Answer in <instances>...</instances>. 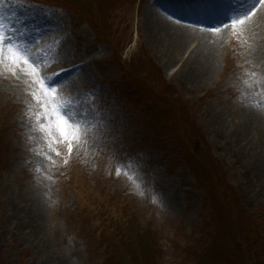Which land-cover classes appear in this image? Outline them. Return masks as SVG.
<instances>
[{
  "label": "rangeland",
  "instance_id": "1",
  "mask_svg": "<svg viewBox=\"0 0 264 264\" xmlns=\"http://www.w3.org/2000/svg\"><path fill=\"white\" fill-rule=\"evenodd\" d=\"M184 1L105 0L92 18L104 22L109 41L70 8L43 1L0 0L4 32L30 48L29 59L39 77L46 86L55 87L57 99L72 100L73 106L81 107L75 112L89 128L87 142L74 145L71 155L63 144L50 149L49 138L40 130L46 123L45 112L31 95H41L40 86L27 75L26 66L22 72L7 60L0 64V138L5 146L0 163V254L4 264H104L106 260L117 264V258L126 264L193 262L177 249L184 240L196 244L204 240V219L210 220L211 213L204 212L198 185L183 168L176 146L164 139H149L146 119L126 103L135 94L125 83L126 73L131 77L135 70L141 77L147 63L158 68V75L174 87L195 116L211 156L223 167L243 208L252 214L264 211V10L257 21L249 18L233 25L234 17L226 22L217 40L216 71L206 82L200 70L197 74L185 68L189 57L185 50L182 58L170 46H155L158 31L144 27L145 9L154 3H171L204 18L209 10L225 14L230 7H238L233 0ZM39 38L44 42L32 51ZM124 66L128 67L125 72ZM185 70L196 77H188ZM67 71L79 72L73 85L50 83L54 75ZM148 75L155 76L152 68ZM252 117L255 126L250 124ZM105 192L111 196L102 206L94 197L102 199ZM124 196L147 237L137 236L133 245L129 240L123 250L120 240L110 237L103 251L104 236L91 209L100 212L114 198Z\"/></svg>",
  "mask_w": 264,
  "mask_h": 264
},
{
  "label": "trees",
  "instance_id": "2",
  "mask_svg": "<svg viewBox=\"0 0 264 264\" xmlns=\"http://www.w3.org/2000/svg\"><path fill=\"white\" fill-rule=\"evenodd\" d=\"M34 1L70 8L76 17L88 20L87 24L97 35H103L104 39L112 40L110 36L105 35L108 29L104 27V22L92 18L93 13L97 12H94V9L105 4V0ZM116 50L117 55H120L122 59L120 49ZM147 67L142 71L141 77L136 76L135 70L131 77L126 73L125 83L135 92L126 103L138 110L146 119L145 129L148 130L146 133L150 134L149 139H164L176 146V151L182 155L183 168L185 167L192 174L198 185L204 212L211 213L210 220L204 219L206 220L203 230L204 240L201 239L198 244L190 239L184 240L183 247H178L177 251L181 257L189 255L193 264L196 261H199V264H264V211L260 214H252L243 208L242 199L225 177L223 167L218 165L214 156H211L212 152L207 148L208 143L196 124L195 116L184 104L174 87L168 86L166 81L158 75L156 72V70L159 71L158 68L155 65L152 66V63H147ZM151 68L155 74L154 77L148 75ZM124 69L125 72L128 67L124 66ZM3 150L5 146L0 138V163L4 154ZM108 196L111 195L105 192L102 194V199L98 196L94 199L104 206L105 198ZM128 202H130L128 197H118L113 199L112 205L107 204L105 210L100 209L99 212L91 209L96 214L95 219L100 228L98 232L104 236L103 251L107 249L110 237L113 240H120L119 245L122 250L128 247L129 240L133 245L132 239L144 235L147 237L146 230L139 228L137 219L128 210ZM111 219L113 221H110ZM133 228L135 233L131 230ZM108 230L113 231L114 234L107 233ZM176 237L178 238L179 234ZM128 251L133 252V246ZM121 255L122 253L120 257ZM135 258L139 259V257ZM115 263L126 264L121 258H117ZM0 264H4L1 254ZM104 264H109L108 260Z\"/></svg>",
  "mask_w": 264,
  "mask_h": 264
},
{
  "label": "bare ground",
  "instance_id": "3",
  "mask_svg": "<svg viewBox=\"0 0 264 264\" xmlns=\"http://www.w3.org/2000/svg\"><path fill=\"white\" fill-rule=\"evenodd\" d=\"M188 1L189 0H185L184 2L187 3ZM233 3H235V8L238 7L237 10L234 9V6L230 7L228 13L226 12L225 14L221 13L219 10H209L204 18L200 17L198 14L189 15L186 11H180L171 3H154L145 9L144 27L149 30L155 29L158 31V34L155 35L157 37L156 41L153 43H155V46L156 43H158L159 49L168 48L170 46L169 48H174V52H180L182 58H185V54H188L189 57L188 61L185 63V68L191 67L189 69H192V72L197 74L200 70L202 79H205L207 82L215 73L214 71H216L217 40L222 37L226 22L229 20L231 21L234 17L243 16L245 13H250L249 18H253V20L257 21L260 19V15L264 10V2H262V0H233ZM189 5L191 6L192 3H189ZM228 15L230 16L229 19L227 18ZM215 29H219V31H214ZM191 40L193 42L196 41L194 43L196 44L195 47H193L194 44H192ZM40 41L44 42V40H40V38L33 42L31 45L33 47L31 48L32 51L40 48ZM186 45L187 48L184 49ZM34 59L37 61L36 58ZM202 63L203 65H201ZM78 73V71L59 72L54 75L53 79L51 78L50 83L53 82L62 87H70V85H73L76 81ZM185 73H187L186 70ZM187 74H189L188 77H196V75H192L189 72ZM200 80L201 78L198 81ZM198 81H196V83ZM73 107L74 109L78 107L81 109L78 105ZM250 124L254 126L256 124L253 117ZM28 215L31 216V212H29ZM25 217H23L24 221L26 219Z\"/></svg>",
  "mask_w": 264,
  "mask_h": 264
},
{
  "label": "snow or ice",
  "instance_id": "4",
  "mask_svg": "<svg viewBox=\"0 0 264 264\" xmlns=\"http://www.w3.org/2000/svg\"><path fill=\"white\" fill-rule=\"evenodd\" d=\"M249 15L250 13H245L243 16L233 19V25L244 24ZM214 31H219V29H215ZM29 52L30 48L27 45L17 43L14 37L7 35L4 32L3 23H0V64H3L7 60L22 72L25 71V68L22 66L27 67V75L34 77L33 82L40 86L42 93L41 95H37L35 92L31 93L37 104L45 112L42 119L46 123L41 125L40 130L45 132L49 138L50 149H52V145L54 144H63L67 147L68 154L71 155L74 145L87 142L88 125L82 123L81 119H78V114L75 112L72 100L57 99L55 87L45 85L44 80L39 77V71L34 61L29 59ZM56 155H60L58 150H56ZM49 159L51 158L49 157ZM65 163H67V160H65ZM119 174L118 170L117 175ZM135 186L139 187V184Z\"/></svg>",
  "mask_w": 264,
  "mask_h": 264
}]
</instances>
